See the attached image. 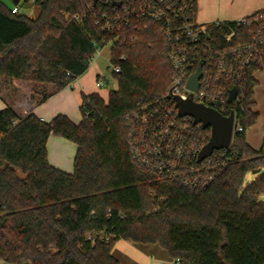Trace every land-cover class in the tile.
Segmentation results:
<instances>
[{
	"label": "trees",
	"instance_id": "trees-1",
	"mask_svg": "<svg viewBox=\"0 0 264 264\" xmlns=\"http://www.w3.org/2000/svg\"><path fill=\"white\" fill-rule=\"evenodd\" d=\"M24 1L39 6L37 17L0 0L2 264H120L113 254L119 239L156 244L180 264H264V148L246 136L259 119L255 74L263 67L253 66L245 81L233 160L194 193L160 179L130 148L129 116L167 100L174 74L160 24L102 0ZM104 11L119 15L113 31L96 23ZM111 40L118 86L107 100L83 94L80 122L18 112L25 95L40 104L83 74L98 44ZM195 130L205 145L211 129ZM51 135L77 145L71 172L49 161Z\"/></svg>",
	"mask_w": 264,
	"mask_h": 264
},
{
	"label": "built area",
	"instance_id": "built-area-1",
	"mask_svg": "<svg viewBox=\"0 0 264 264\" xmlns=\"http://www.w3.org/2000/svg\"><path fill=\"white\" fill-rule=\"evenodd\" d=\"M121 1L125 14L150 18L160 24L161 36L173 65L174 74L166 91L167 100H157L134 111L128 118L131 131L130 148L136 162L153 171L160 179L182 185L200 193L216 175L233 160L229 148L215 149L199 160L201 146L195 138L197 127L193 117L181 116L173 96L192 99L213 107L228 116L234 113V131H243L238 121V106L244 97V85L250 69L264 68V6L252 13L228 20H198L196 0H102ZM11 11H20L16 4ZM111 15L104 11L96 23L113 31ZM96 47L93 58L102 53ZM92 58V60H93ZM112 71L120 65L110 62ZM201 72L196 89L188 85L190 77ZM103 80L98 78L97 85ZM237 89L230 100L231 90ZM168 95L172 97L168 98Z\"/></svg>",
	"mask_w": 264,
	"mask_h": 264
},
{
	"label": "crops",
	"instance_id": "crops-1",
	"mask_svg": "<svg viewBox=\"0 0 264 264\" xmlns=\"http://www.w3.org/2000/svg\"><path fill=\"white\" fill-rule=\"evenodd\" d=\"M20 1H14V5L17 4L21 11ZM197 15L199 16V10ZM218 19L228 20L226 15L222 14L214 15V17L211 16L207 22ZM258 73L259 71L255 74L257 78ZM93 90V88H88V78L80 75L40 104H35L34 100L29 97V94L25 95L23 100L17 104V110L20 113L33 111V113L45 121H50L54 116L62 113L78 123L83 118V111L81 109L82 95L96 92ZM4 106L5 102L0 98V109ZM47 149L48 159L53 165L65 171L71 172L73 170L74 157L77 151V145L74 142L62 136L51 135L47 143ZM123 240L119 239L113 247V254L119 259L120 264H180L171 258L165 249L156 244H140Z\"/></svg>",
	"mask_w": 264,
	"mask_h": 264
},
{
	"label": "rangeland",
	"instance_id": "rangeland-1",
	"mask_svg": "<svg viewBox=\"0 0 264 264\" xmlns=\"http://www.w3.org/2000/svg\"><path fill=\"white\" fill-rule=\"evenodd\" d=\"M6 6L13 7L14 0H1ZM21 13L29 17H37L39 14V6L32 1L19 2ZM264 0H197L199 10L198 20L207 22L214 15H226L227 19L245 16L252 13L256 8L262 6ZM111 61V43L102 47V53L97 55L91 61L88 69L81 74L88 78V88H93V91L98 92L106 100L109 92L116 89L117 80L113 77ZM98 77L103 80L101 86L97 85ZM259 85L255 90L256 110L259 112V119L255 125L246 130V136L250 144L256 148H264V68L258 73ZM257 172L250 171L246 174L244 184L254 179ZM259 199L264 200V194L259 196ZM121 241V240H120ZM124 241V240H123ZM0 264L2 262L0 261Z\"/></svg>",
	"mask_w": 264,
	"mask_h": 264
},
{
	"label": "water",
	"instance_id": "water-1",
	"mask_svg": "<svg viewBox=\"0 0 264 264\" xmlns=\"http://www.w3.org/2000/svg\"><path fill=\"white\" fill-rule=\"evenodd\" d=\"M17 2V0H14ZM98 0H95L97 2ZM114 5H121V1H113ZM201 72L194 73L188 82V85L196 89L199 85L198 79L201 77ZM237 89L231 90L230 100L236 96ZM172 95H168V98ZM175 106L181 116L189 115L193 117L194 123H201L203 128H210L211 135L207 143L199 152V160L212 154L215 149L229 148L232 144L234 131V113L226 116L219 110L193 101L192 99H182L179 96H173ZM257 172L258 170H254Z\"/></svg>",
	"mask_w": 264,
	"mask_h": 264
}]
</instances>
